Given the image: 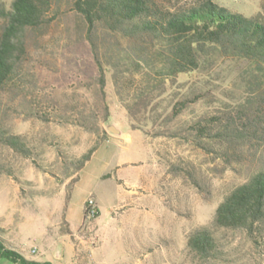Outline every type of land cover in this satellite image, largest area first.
Wrapping results in <instances>:
<instances>
[{"label":"rangeland","instance_id":"rangeland-1","mask_svg":"<svg viewBox=\"0 0 264 264\" xmlns=\"http://www.w3.org/2000/svg\"><path fill=\"white\" fill-rule=\"evenodd\" d=\"M154 1L171 9L186 0ZM213 1L264 20V0ZM0 2L9 9L12 0ZM72 2L51 0L45 23L27 32L18 86L0 94V135L22 136L31 151L23 156L0 138L4 239L33 260L51 264H264V229L251 237L242 229L212 225L222 199L264 165V129L251 131L258 145L239 150L209 139L202 149L185 131L201 117L216 125L264 124V71L241 59L219 58L178 74L162 94L151 93L146 106H134L141 76L129 81L122 76L116 87L106 50L125 41L98 29L102 95L87 26ZM4 23L0 19V30ZM184 98L193 101L171 118L173 104ZM125 105L133 108V121ZM107 124L120 134H110ZM96 142L75 173L70 163ZM184 162L204 190L186 174L168 171L169 164ZM89 198L96 213L84 217ZM201 227L215 237V259L201 260L187 247L188 235ZM0 264L12 263L1 259Z\"/></svg>","mask_w":264,"mask_h":264},{"label":"trees","instance_id":"trees-1","mask_svg":"<svg viewBox=\"0 0 264 264\" xmlns=\"http://www.w3.org/2000/svg\"><path fill=\"white\" fill-rule=\"evenodd\" d=\"M50 8L51 0H12L9 9L0 2V19L5 21L0 30V94L11 86H18L20 67L26 54L27 32L39 29L45 23ZM72 8L87 26L86 36L94 54L96 80L102 95L105 74L100 58L102 52L95 39L96 31L101 29L102 33L125 41V45L116 41L106 50L112 60V79L116 87L122 76L128 78L127 81L133 76H141L143 84L132 96L135 98L134 106L139 103L146 106L151 93L162 94L164 84L173 82L178 74L198 70L219 58L241 59L264 71V20L230 12L213 0H186L171 9L158 5L154 0H73ZM262 11L264 13V1ZM192 101L184 98L175 102L170 117L179 115ZM124 108L133 121V108L129 105ZM248 122L231 120L216 125L209 118L201 117L187 125L185 131L187 139L202 149H207L204 141L209 139L239 150L242 145H258L255 132L251 131L264 129V124ZM161 134L158 132L156 135ZM0 138L15 152L27 157L30 155L22 136L2 134ZM97 147L98 142L70 163L75 173L80 172ZM189 167L190 164L185 162L171 163L168 171L182 176L186 174L194 186L204 190L193 178ZM78 178L75 175L72 183H76ZM68 198L69 194L65 205ZM87 210L85 202L84 217ZM212 225L215 228L242 229L251 237L262 232L264 165L222 199L214 211ZM186 244L201 260L216 258V240L207 227L192 231ZM1 259L12 264H51L24 257L4 239L0 228Z\"/></svg>","mask_w":264,"mask_h":264},{"label":"built area","instance_id":"built-area-1","mask_svg":"<svg viewBox=\"0 0 264 264\" xmlns=\"http://www.w3.org/2000/svg\"><path fill=\"white\" fill-rule=\"evenodd\" d=\"M86 202H87V206H88L87 216L91 217V216H93L96 213L95 204H94V201L91 198H89ZM34 251H35V248H33L31 250L32 253Z\"/></svg>","mask_w":264,"mask_h":264},{"label":"water","instance_id":"water-1","mask_svg":"<svg viewBox=\"0 0 264 264\" xmlns=\"http://www.w3.org/2000/svg\"><path fill=\"white\" fill-rule=\"evenodd\" d=\"M106 129L108 130L110 134H113V135L120 134V131L118 130V128H116L113 124H107Z\"/></svg>","mask_w":264,"mask_h":264},{"label":"crops","instance_id":"crops-1","mask_svg":"<svg viewBox=\"0 0 264 264\" xmlns=\"http://www.w3.org/2000/svg\"><path fill=\"white\" fill-rule=\"evenodd\" d=\"M21 253V252H20ZM22 255H24V257H26L27 259H32V258H30V257H28V256H26L25 254H23V253H21ZM37 261H39V260H37Z\"/></svg>","mask_w":264,"mask_h":264}]
</instances>
